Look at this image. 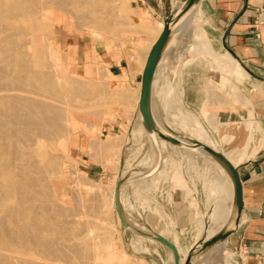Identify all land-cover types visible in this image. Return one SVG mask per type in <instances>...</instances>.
<instances>
[{"label": "rangeland", "instance_id": "rangeland-1", "mask_svg": "<svg viewBox=\"0 0 264 264\" xmlns=\"http://www.w3.org/2000/svg\"><path fill=\"white\" fill-rule=\"evenodd\" d=\"M181 1L182 0H171L172 9L170 16ZM111 4L113 5V10H115L113 11V13L115 14V16H118H116L115 18L112 15V19L109 18L110 22L107 21L109 22V24H105L106 22L104 24H101L100 26H103V29L98 25H96V27L93 29L89 27L91 31L89 28H85L87 27V25L81 26L82 24H79L80 26L77 27L76 25L78 24L73 21L74 17L67 13L69 11H67L65 14V12H63L64 9L58 10V8L57 11L55 10L56 8L54 9L55 11H52L54 12V14L49 13L50 15L48 14V16H51V18L53 19H60L61 21L60 15H65V19L66 17L68 18L66 21H68L70 24L65 21L63 23L64 18H62V23L64 25L61 22L59 25H54L52 24L53 22H51V19L50 21L43 24V28L41 29L40 33L42 34V37L41 35L39 37L41 40V46L43 43L47 42L42 46V49L44 48V54H49L48 57L50 58L51 55L55 53V55L57 56L56 59L58 66L61 65L63 67H58V71L60 72L59 69L63 70L64 72L61 73L63 75L65 74V76L67 73L69 77L71 74H69L68 71H70V73H72L71 79H73L72 77L74 76L75 82L77 80V82L73 83V85L68 83L72 88L71 91H73V93L75 92V94H77L75 89L79 90L78 92H80V89H82V91L77 94V96H79L80 94V97L76 99L78 101L73 99L74 97L68 98L72 99V101L75 100V102L70 101V106L68 108V118L67 122L65 123L68 130H66V133L63 134V137H60L58 140L61 142V145L58 147V143H55L56 145H53V149H51V152L53 150L54 154L55 150L57 151V157L54 162L55 165L52 167V169H54V172L51 169L52 172L50 173H53V175L48 176L47 182L49 181V179L51 180L47 185L45 184L43 187H41L43 188V190L46 188V193L49 194L51 192L50 196L48 194H45V191H39V187L38 192L44 193H41L42 196L38 195L37 191L36 195V192L34 190L35 187H32L30 191L31 193L33 189V192H35L34 194L32 192L31 196H39L38 198L40 199L44 198L41 199L42 201L46 199L43 196L48 195V197L50 198H47L49 200H46L49 201V203L45 200L42 204V201L36 198L35 201L37 200L38 202H35L33 199L34 197H30V194H28L29 192L27 194L25 192L23 193L21 197H25V195L29 197L22 198V200L19 199L21 202L18 201V198L16 196L14 198L10 197L11 200L10 198H8L6 201L4 200L5 198H2L0 194V204L2 203V205L0 206H3V210H1L2 207H0V217L6 215L8 219L9 216L10 218H12L11 215H13L12 220L9 218L10 222H7L5 216L3 217V221L5 222L6 219V223L16 226L18 230L15 229L14 226H12L15 229V233L19 232V234L21 235H24V232L27 233L25 234L26 236H24L25 238H27V240H25V238L24 240L20 239L21 235H17V237H20L17 238L15 233L12 232L14 231V229H9L11 226H9L8 224H4L1 220V226H9L7 228L2 227V229L7 231L6 234L9 230L10 234L6 235L4 234L5 232L1 230L3 231L1 232L3 235L0 234V240L3 236L4 239H7L8 244H10L8 246V256L11 255L10 257L15 264H20L23 258L25 260H23L21 264H26L30 261L34 262L35 264H38L37 262H39V264H44L45 262L47 264L52 262L66 263L69 256L71 257V255H73V252L74 255L75 253L77 254V256L75 255L76 258L79 256L78 253L82 254L80 252L82 251V249H79L80 251H78V253L75 252L77 251L78 247L76 248V246L79 244V239H81L82 235H74L76 232H78V228L76 226H72L77 229L75 232L71 227L70 229H66L64 227L68 225V222L70 220H72V222L70 221L69 225L72 223H76L77 225V221H79V218H84V215L81 214L84 210L86 214L90 212L91 215H99L101 218H103L102 224L106 226L104 227L102 225V230L99 229V227H96V229L98 228V231H96L94 227L91 231L93 234H91V232L89 234L90 236L92 235V237H89V240H92L93 237L95 239L98 236H101L102 234L100 233L103 232L105 236L107 235L105 237L106 241L102 244L103 248H100V250L102 249L103 251H98L101 252L100 259L105 258V261H103V263L107 262L110 264H117V262L122 263V261L124 263H127L128 261L132 260L128 263L132 262V264H169V249L161 243L155 240V242H152L145 239H139V241L137 242L138 248L133 246V243L136 242L134 240L135 237L132 234V230L130 228L126 229L122 222L120 223V221L118 220L119 217L116 207L113 204V197L114 193L116 192L117 186L120 185L122 181L124 182L125 178L131 176L133 173H136L134 171H140V175L137 177V179L135 178L136 180L134 179L135 181L133 182V184H131L130 182V185L129 183L126 184V188L124 189L125 191L123 193V196L125 198L123 197L122 200H125V203L129 205L125 206V212L123 211V209H121V215L123 213V215L129 222L138 224L151 231L153 233L152 235L158 234L162 237L164 236V238H166L169 242H173L174 239L177 238L179 242L177 245V248L179 249V264L181 262V259L183 260V264H187L186 262L188 260H191L192 258L194 260V264H199L198 261L201 262L207 256L208 252L209 255H213L212 261L221 258L222 262L225 264H236L238 259L237 254L235 253V248L228 242L229 237L226 238V243L223 242L212 248L210 251H205L203 253L200 251L192 253V247L187 252L185 250V247L183 246H187L193 241L195 235L197 234V225L200 223V219L203 218L204 221L209 220L208 216L213 210L214 203L209 204L208 206V203H206V196L208 197V187L212 183L213 172L211 168H209V164H207L206 161L202 160V158L198 154L194 152L191 154L183 153L182 150L177 148L174 143H172L165 137L157 136L158 144L156 145L153 138L149 139L145 134L143 135L142 132L143 130L146 132V129L145 126L141 123V120L138 118L136 102V92L139 87L138 83H140L141 81L140 66L143 60L142 58H144V54L147 51L145 49L156 41V38L158 37L157 27L158 24L162 22H158L155 20V26H152L149 29H144L143 27H139L142 25L140 24V22H138V16L139 18H144L145 16H148V14L152 15V11L140 10L142 6L137 2V0H113L111 1ZM168 13L169 10L166 11V15H168ZM114 18L117 19V21H115ZM113 20L115 21V23L112 22ZM196 24L197 23L194 22L191 25L190 34L196 38L197 43H204L205 45L210 47V45L204 42L198 35L199 28L203 23L201 22L200 24ZM106 25L109 27H106ZM177 28L178 26L175 28L172 35H174ZM194 31L195 35L193 33ZM43 34L46 36H44ZM52 37L54 38L52 39ZM180 38L176 42L174 40L172 42L173 48H170L171 50L175 51V59L170 60L169 56H166L163 53L159 57L158 61L161 66L159 68V78L154 85V91L159 92L162 89L163 92L168 96V98L172 97L171 100H167L165 102L163 101V104L165 105L164 110H168V116L166 117L167 119L165 118V116H163L162 119L167 122V124L175 127V129L184 132L183 134H185V136H189L190 134L185 130H181L179 125H174L175 122L173 119L176 118L177 114H179L180 112L190 114L197 122H199L201 127L206 132L207 136L216 146V149L222 150L227 154L233 153V150L236 149L235 147H241L243 145L241 141H243V139H245L249 135L252 140L244 151V163L251 158V156L257 150L258 146L264 142L263 140L253 137L254 135L261 132V130L264 134V128L255 121L252 112L248 109V107H246V103L241 102L240 96L242 92L239 89L240 82H238L233 76H231L225 68H222V63L220 62H218L219 64H221L220 67L215 68V78L213 79L214 88H217L214 89V93L212 94L213 96L208 101V107L204 108L203 110L199 109L198 111H194L184 104L182 92L180 89V84L182 83V69L180 67L181 61L179 58L181 52L180 46H182V51H185L186 49L185 44H187V35L181 36ZM46 44L47 46H45ZM174 44L176 45V48ZM49 47H51V49ZM47 48L48 52L45 51L47 50ZM201 51L205 50L201 49L200 52ZM94 56L96 58L97 56H99L98 61H93ZM176 57L178 58L177 61ZM110 60H112L114 63L122 61L123 66H126L128 70V76L124 75V79L116 78L115 76H113L108 68ZM222 66L224 67V65ZM217 71H219V74L217 73ZM222 73L224 75H222ZM75 94H72L71 92L72 96H74ZM173 96L175 100L173 99ZM240 103H242L244 107L245 112L243 113L240 112ZM169 118L171 122H173V124L168 120ZM249 123L252 127L248 126ZM169 130L171 129L169 128ZM239 130L245 133L246 136L244 134L241 135V133L239 134ZM64 143H67V149L61 147ZM159 147L160 149H157ZM116 149L121 150L120 159L118 161L117 157L115 158V156H117ZM77 178L80 179L79 183H77ZM48 185H50L51 188ZM98 187H104V190H97L99 189ZM49 189H51V191ZM95 189L96 191H100L98 193L99 197L96 195L97 192L93 193ZM87 191H89L90 193H88ZM101 191L102 193L104 192V194H106L105 197H103L104 195L101 193ZM108 191H110L109 194ZM211 193L213 194V192ZM1 198L3 201L1 200ZM29 198H32V202L31 200L29 201ZM80 199L81 202L83 200L85 201L81 203ZM26 200L28 201V204ZM24 201H26V204L24 203ZM3 202L6 205H3ZM33 202L38 205L36 206ZM45 202L49 204L48 208L51 207L49 209H53L52 212L51 210H49L48 212V210L46 209L40 212V210L43 209H40L42 207L39 206L41 204V206H43L44 208L46 204ZM85 202L87 204H85ZM99 202L102 204H100ZM30 203H32L33 205ZM73 203L77 206V210L75 209L76 215L74 214V208L76 206H74ZM98 203L101 206H99ZM10 204L12 205V208H9L11 207ZM16 204L20 206V210L21 207H23L21 211H29L22 212L26 215V217H24L23 214H20L21 212L18 214V216H21L19 218H17V214L12 213V211H14V208H16L17 211L18 207L16 206ZM20 204H24V206H21ZM83 205L85 206L83 207ZM25 206L28 208L29 206L31 207L28 210V208H26ZM54 206L57 210L54 208ZM95 206L101 212H96L98 209H96ZM211 206L213 207L210 208ZM35 207L36 209L39 208L37 209L39 211L34 209ZM66 207L68 210L66 209ZM45 210L49 215L47 213H44ZM54 210L55 213H53ZM59 211L62 212L59 213ZM68 211H70V217L68 214H65L68 213ZM8 212L12 214L9 213V215ZM30 212L32 213V215ZM36 212H40L37 215L38 217L42 212L50 217L48 218L45 215L43 216V214L40 217L43 216L47 217L48 219L53 217V221L50 219L52 223L47 218L44 219L42 217V219L44 220L36 218ZM34 214L36 217L34 216ZM56 214H58L59 216ZM60 214L62 215L60 216ZM31 216L34 218H31ZM2 217L0 219H2ZM18 219H20L21 222H19ZM27 219H30L31 221L28 220V222H25V220ZM37 219L38 222L40 221L39 224L36 221ZM22 220L27 223V226ZM45 220L47 222H50L51 224L45 223ZM67 220L69 221L67 222ZM41 221H43L46 226L50 225L47 227H49V230L51 229L49 231L51 236H47V234H50L47 231L48 229L46 230V228H44V223ZM15 222L18 223V225H16ZM22 222L23 226L25 227H22ZM53 222L56 225L60 223V225H58L59 227H62L60 228L62 230H60L58 226L56 227V225L53 226ZM30 223L32 225H34L35 223L34 227L31 226ZM20 225L21 227H19ZM39 225L43 227L40 228ZM35 226L36 230L32 231H34L36 235L32 233L30 236H35V238L39 239L41 243H49L48 245H50V247L54 246L53 248L55 250H53L55 252L50 255L51 257L49 255H47L48 257L46 255L43 256L44 254L42 251L38 252V255L36 250H38L39 248L37 249L36 247H33L39 245L40 241H36L33 236L32 239V237L29 236L30 233H28L27 231H30V229H35ZM37 227H39L41 231L45 233V236L49 238L43 236V233L41 234V236V231ZM21 228L24 230L26 229V231L21 230ZM42 228L44 229L42 230ZM67 228L69 227L67 226ZM64 229L68 231H65V234L69 233L68 236L70 237H68V240L75 242L74 247L76 249H74V247L72 246L73 243H70L71 247H73L70 248V252H72V254L68 253L69 251L65 252L69 250L65 249L66 243L63 244L64 242H66L65 239L67 238V234L65 235L63 233L65 235V239L63 240L64 242L62 241L63 245L60 243L62 247L58 243L64 237H60L62 235H59L57 233L59 231L64 232ZM11 232L14 234L12 235ZM62 232L59 233L62 234ZM72 232L73 236L72 234L70 235V233ZM10 235L13 237H11ZM5 236H9L10 239L6 238ZM28 236L30 237V240H28ZM56 237H58L59 241L55 239ZM12 238L15 241L23 240L20 242L25 244L29 249L31 245L28 246V243L38 244L32 245L31 250H28L25 249L19 241H14V244L16 246L13 245V247H11L13 249L11 250L10 246L13 243ZM4 239L3 242L0 241V245H2L0 246V250L5 247L7 248L6 245L8 244H6L7 241L5 242ZM10 240L12 243H9ZM31 240H33V242ZM34 240L36 241V243L34 242ZM76 241L78 242V244L76 243ZM57 243L60 246H56ZM70 244L67 243L68 246ZM75 244L77 245L75 246ZM17 245H21L22 248H24V252L22 251L21 253V250L23 249H20V252H16V247L18 249L20 248ZM81 246L82 248H84L85 245L81 244L80 247ZM32 247L36 250H32ZM6 248L5 250L3 249L2 251H0V254H4L5 252L3 251H6V255ZM97 249L99 250V246L98 248H96V251ZM222 249H226L225 251L228 252L229 255L224 254L225 256L223 255L220 257L218 251H221ZM56 250H58V252H56ZM65 254H67L68 258L65 257ZM40 255L45 258V261L41 262V260H44V258H40L42 257ZM55 256H60L61 258ZM1 257L2 256H0V259ZM13 257L16 258V261ZM73 257L74 256H72V259L74 261H71L72 264L85 263V261H82L84 259L80 261L81 258H86L85 260H88L86 254L84 256L81 255L80 259L77 258V262H75V257ZM62 258L64 259L62 260ZM26 260L29 261L27 262ZM125 260L127 262H125ZM0 261L4 263L6 262L3 260V258ZM17 261L19 262L17 263ZM71 262H69L68 264H71ZM86 263L88 262L86 261Z\"/></svg>", "mask_w": 264, "mask_h": 264}, {"label": "bare ground", "instance_id": "bare-ground-1", "mask_svg": "<svg viewBox=\"0 0 264 264\" xmlns=\"http://www.w3.org/2000/svg\"><path fill=\"white\" fill-rule=\"evenodd\" d=\"M111 1H113V0H0V194H1L2 198L3 197L5 198L4 200L7 201L8 198H10V197L14 198L16 196L18 198V201H20L19 199L22 200V198L29 197L27 195H25V197L24 196L21 197L24 192L26 194L29 192L28 194H30V197H34L33 198L34 201H35V198L39 200L40 199V198H38L39 196L38 197L37 196H31V194L33 192V189H32V192L30 193L32 187H35V188L37 187L36 188L37 190L34 188L35 192L36 191L38 192V187H39V189H40L39 191L42 190V191H45L44 192L45 194H48V193H46V190H45L46 188L43 190V188H41V187H43L45 184L46 185L48 184V182L51 180V179H49V181L47 182L48 176L53 175V173H50V172H52V170L54 172V169H52V167L55 165L54 162H55L56 157H57V153H56L57 151L55 150V154H56V156H55V154L53 153V150L51 152V149H53L52 148L53 145H56L55 143H58V147L61 145V142L58 140L60 137L62 138L63 134L66 133V130H68L65 123L67 122V118H68V112H69L68 108L70 106V101H72V99H68V98L74 97L73 99L76 100L77 98L80 97V94H79V96H77V94L82 91V89H80V92H78L79 90L75 89L77 94H75V92L73 93V91H71L72 88L70 87L69 84L73 85V83H76L77 80L75 82L74 76L72 77L73 79H71L72 73H70V71H68L69 69L67 71L69 72V74H71L70 77L67 73H66V76H65V74L63 75L61 73V72H64L63 70L59 69L60 72L58 71V67H61V68H63V67L61 65L58 66L57 59H56L57 56L55 55V53L52 54L50 58L48 57V55H49L48 53H47L48 55L44 54V50H43L44 48L42 49V46H43V44L47 43V42L43 43L44 41H47V40H44L42 42L43 44L41 46V40L39 37L40 35L42 37V34H40V33H41V29L43 28V24L50 21V19H51V22H53L52 24L59 25L60 22L62 23V18H64L63 23H64V21L68 22V21H66L68 18L66 17V19H65V17H64L65 15L64 16L60 15V17H61V21H60V19L51 18V16H48V14L49 13L54 14V12H52V11L55 8H56L55 9L56 11H57V8H58V10L64 9L63 12H65V14L67 11H69L67 13H69V15H72L74 17L73 21L76 24H78V25H76L77 27L82 24L81 26L87 25V27H85V28L91 27L93 29L96 27V25L100 26L101 24H104L105 22H106L105 24H109V22H110L109 18L112 19V17H111L112 15L115 18H116V16H118V15L115 16V14L113 13V11H115V10H113L114 8H113V5L111 4ZM199 2H200V0H182L177 5L176 9L172 12L171 16L166 20V25L168 27V34H167V38H166L165 42L163 43V45L161 47L160 53L161 54L166 53L173 46L172 45L173 40L177 41V40H179V38L181 36H184L187 34L189 36L190 40L188 39L187 44H185V46H186L185 51H187V52L188 51L200 52V50L203 49L207 53H209L210 56L213 57V58L212 57L211 58L215 62L222 63V65H224V68L227 70V72L231 76H233L238 82H240V83L246 82L250 86H256L254 84L252 78L249 76L248 72L245 71L244 67H242L240 65V62L237 59L235 60L234 57H231L228 53L216 54L214 51L211 50V47L205 45L204 43H200V44L197 43L196 38L190 34L191 25L194 23V17H196L195 12L197 13L196 6H198ZM115 18H114V20L117 21V19H115ZM135 18H137V17H135ZM114 20L112 22L115 23ZM199 20H201V22L203 23L205 21L204 16L200 15ZM107 21H109V22H107ZM112 22H111V26H112ZM138 22H140V24L142 25L139 27H143L144 29H149L150 27L155 26L154 25L155 20L152 17H150L149 15L145 16L144 18H141V17L139 18V16H138ZM119 23H122V22H119ZM114 25H116V24H114ZM164 25L165 24L162 23L161 25H159V27H157L158 28L157 34H159V36L162 32ZM177 26H178V28H177L176 32L174 33V35H172ZM106 27H109V26L106 25ZM100 28L103 29V26H100ZM72 29H74V28H72ZM90 31H91V29H90ZM44 36H46V35H44ZM159 36L157 37V39L159 38ZM53 38L54 37H52V39ZM157 39H156V41H157ZM156 41L153 44L149 45L146 49L144 48L147 51H146V53L144 52L145 53L144 58H142L143 60H142L141 66H140V72L141 73L143 71L148 53L152 49V47L154 46ZM45 46H47V44ZM49 48L51 49V47H49ZM175 48H176V45H175ZM45 51L48 52V48ZM54 52H55V50H54ZM95 56L93 57V59H94L93 61H95V60L98 61L99 56H97V58ZM191 60H192V58L189 61H191ZM184 63L185 62L182 61L183 65H184ZM92 66H93V64H92ZM160 66H161L160 63H158L156 68L153 71V75H152L151 82H150V88H149V101H148V105H147L146 109H142L139 106L140 83H138L139 87H138L137 92H136L137 93L136 94V102H137V112H138L137 115H138V118L141 120V123L145 126V129H146V132L143 130V132H142L143 135L145 134L146 137L149 139L153 138L155 140L156 145L158 144L157 143V139H158L157 136L165 137L169 141L174 143L177 146V148L182 150L183 153L191 154L194 152V153L198 154L202 158V160L206 161L207 164H209V166H210L209 168H211V170L213 172L212 183L208 187V189H209L208 197L206 196V199H207L206 203H208V206H209V204L214 203V207L213 206L210 207V208L213 207V210L208 216L209 220L204 221V219L201 218L200 223L197 225V234L195 235L193 241L187 246L183 245L187 252L192 247V249H191L192 253H196L198 251L203 253L205 251H210L215 246L225 242L226 238H223L224 235H228L227 236V238H228L235 232L237 225L239 223V219L241 218V212H242L241 208H240L239 201L236 198L234 175L227 168V165L218 156L223 157L225 159V161H227L233 167V169H237L239 167L238 165L242 164V162H243L244 151L247 148L248 144L251 142L252 138L248 135L245 139H243V141H241L243 144L241 147L240 146L235 147L236 149L233 150V153L227 154L222 150L216 149V146L214 145L212 140L207 136L206 132L201 127L199 122H197L193 118V116H191L190 114L185 113V112H180L179 114H177L176 118H174V119L172 118L175 122L174 125H179L181 130H183V131L185 130L186 132H188L190 134L189 136H185V134H183L184 132H181V131L175 129V127L167 124V122H165L162 119L163 116H165V118L168 116V112H167L168 110L167 111L164 110L165 105L163 104V101L165 102L167 100H171L172 97L168 98V96L163 92L162 89L159 92L154 91V85L159 78ZM95 83H96V81H95ZM211 87L212 86H210V88ZM215 88H217V87H215ZM71 92H72V94H75V95L72 96ZM81 95H82V93H81ZM173 99H174V96H173ZM75 100L72 102H75ZM76 101H78V100H76ZM206 112H208V111H206ZM168 120L171 122L170 118ZM171 123L173 124V122H171ZM248 126L252 127V126H250V123L248 124ZM169 128L171 130H169ZM240 133H241V135L242 134L245 135V133H243L241 130H239V134ZM149 139H147V140H149ZM147 144H148V142H147ZM66 146H67V143L66 144L64 143V144H62L61 147L66 148ZM58 147H56V148H58ZM153 148H154V146H153ZM207 148L210 149L211 151L215 152L216 155H213L210 152L206 151L205 149H207ZM157 149H160V147ZM116 150L115 151L117 152V156H115V158L117 157V161H118L120 159L121 150H118V149H116ZM137 170H139V169H137ZM134 172H136V173H133L131 176H128L127 178H125V181L124 182L122 181L121 184L118 186L119 194L116 195L114 193V197H113L114 206L118 209H120V208L123 209L124 212H125V206L129 205V204L125 203V200L124 201L122 200L124 197L123 193L125 191L124 189L126 188V184L129 182L131 184H133V182L137 179V177L141 173L140 171H134ZM79 181H80V179L77 180V183H79ZM130 183H129V185H130ZM48 186L50 187V185H48ZM98 188L99 189H97V190H102V191L104 190L103 189L104 187L103 188L98 187ZM89 189H91V188H89ZM49 190L51 191V189H49ZM102 191H101V193H102ZM35 192H33V194ZM37 192H36V195H37ZM87 192L90 193L89 191H87ZM94 192L95 193L97 192L96 195L99 197L98 193L100 191H96V189H95V191H93V193ZM211 192H213V194ZM41 193L42 192H38V195L42 196ZM44 193H42V194H44ZM109 193H110V191H108V194ZM50 194H51V192L48 195L50 196ZM102 194L104 195L103 197H105L106 194H104V192ZM48 195L43 196V197H45L46 199L50 198V197H48ZM82 196H83V194H82ZM2 198H1V200H2ZM11 198H10V200H11ZM88 198H90V197H88ZM41 199H44V198H41ZM30 200L32 202V198H29V201ZM47 200H49V199H47ZM26 201H24V203ZM44 201H42V204ZM83 201H85V200H83ZM86 201H88V200H86ZM35 202H38V201L36 200ZM47 202L49 203V201H47ZM80 202H81V199H80ZM115 202H116V204H115ZM48 203L45 204V206L46 205L47 206L46 207L44 206V208L40 204L39 207H42L40 209H43V210H40V212L44 211V209L48 210V212H49V210H51V212H52L53 209H49L51 207L48 208V205H49ZM99 203H98V205H99ZM4 204L5 203L3 202V205ZM17 204H16V206L19 208L20 206H18ZM27 204H28V201H27ZM30 204H32V203H30ZM85 204H87V203L85 202ZM100 204H102V203H100ZM0 205H2V203ZM20 205L24 206V204H20ZM51 206H53V205H51ZM74 206H76V205L74 204ZM84 206L85 205H83V207ZM99 206H101V205H99ZM0 207H2L1 210H3V206H0ZM25 207H24V209H25ZM30 207L31 206H29V208ZM9 208H12V205ZM13 208H14V206H13ZM18 208H17V211H16V208H14L13 209L14 211H12V213L17 214V218L21 217V216H18V214L20 212H21L20 214H23L24 217H26V215L24 213H22L26 210L21 211L23 207H21V210H20V208L19 209ZM26 208H28V207H26ZM29 208H28V210H29ZM54 208L56 209L55 206H54ZM86 208H84V209H86ZM95 208L98 209L96 206H95ZM34 209H36V207ZM37 209H39V208H37ZM66 209H67V207H66ZM75 209L77 210V206L74 208V210ZM46 210L44 213L48 214V212H46ZM76 210H75V213L73 212L75 215H76ZM37 211H39V210H37ZM98 211L101 212L99 209L96 212H98ZM26 212H29V211H26ZM61 212L59 211V213H61ZM69 212L70 211H68V213H65V214L69 215L70 214ZM9 213L10 212H8V214ZM12 213H10V214H12ZM36 213H37L36 214V216H37L39 213L38 212H36ZM44 213L42 212L39 215V217L38 216L36 217L35 214H34V216L36 218L44 220L49 215V214L47 215ZM53 213H55V210L53 211ZM84 213L85 212L83 210V212L81 214L84 215L83 216L84 218L83 219L79 218V221H77L78 222L77 225H76V223H72L69 225L70 221L72 222V220H70V221L67 220V222L69 221L68 225H66L64 227L66 229H70V227H71V228H73V230L75 232L77 229L75 227H72V226H76L78 228V232H76L74 235H78V236L82 235L81 239H79V241H80L79 244L85 245L84 248H82V246L80 247V245L76 241V243L78 245L75 244V246L77 245L76 248L77 247L78 248H77V251H75V252L78 253V251H80L79 249H82V251H80L82 254L78 253L79 256L77 258L80 259L81 255L84 256L86 254L88 260H85L86 258H81L80 261L82 259H84L82 261H85V263H73V264H110L107 262L103 263V261H105V258L100 259V257H101L100 254L103 251L102 249H101L102 250L101 251L100 248L101 247L103 248L102 244L106 241L105 237L107 235L105 236L103 234L104 233L103 232V233H100V234H102L101 236H98L95 239L93 237L92 240H89L90 239L89 237H92V235L91 236L89 235L90 232L92 231V228L95 227V229H96V227H99V229H101V230L103 229V227H102L103 218H101L99 215L98 216L91 215L90 212H88V214L85 213L86 215ZM89 213H90V215H89ZM42 214H43V216L45 215L47 217L42 216L44 218V219H42V217H40ZM31 215H32V213H31ZM56 215H58V214H56ZM61 215L62 214H60V216ZM75 215H74V219H75ZM122 215H123V213H122ZM4 216L7 219V216L3 215V217ZM79 216H80V214H79ZM3 217H2V219H0V221L2 220V222L4 224H8V223H6V219H5V222L3 221L4 220ZM11 217L13 218V215H11ZM69 217H70V215H69ZM9 218H10V216H9ZM9 218L7 219V222H10ZM12 218H10V219L12 220ZM14 218H16V217H14ZM23 218H21V219H23ZM31 218H34V217L31 216ZM52 218L53 217H51L50 219L52 220ZM122 218H123V220H125V222L127 221L126 223H128L127 224L128 227H125V228L126 229L130 228L132 230V234L135 237L134 240L136 243H133V246L138 248L137 242L139 241V239H145V240L155 242L151 238L144 237L143 235H141L139 233V232H141V233L152 235L153 233L151 231L145 229L144 227H142L138 224L129 222L125 218L124 215L122 216ZM50 219H48V220L51 221ZM80 219H82V220H80ZM18 220H19V222H21L20 219H18ZM28 220H30V219L25 220V222H28ZM118 220H119V218H118ZM36 221L38 222V219ZM52 221H51V223H52ZM2 222H0V223H2ZM13 222H12V224H13ZM23 222H22V227H25V226H23ZM41 222H43V221H41ZM73 222H76V221H73ZM18 223H16V225H18ZM39 223H40V221L38 222V224ZM45 223L48 224L50 222L46 221ZM45 223L43 226H45L44 228H46V230L48 229L47 231L49 232L51 229L49 230V227H47V226H50V225L46 226ZM120 223H121V221H120ZM26 224L27 223H25V225ZM53 224H54V222H53ZM58 224L60 225V223H58ZM58 224L57 225L54 224L53 226L56 225V227L57 226L59 227ZM64 224H67V223H64ZM1 225L2 224H0V226ZM34 225H35V223H34ZM34 225L31 224V226H33V227H34ZM9 226L12 227L14 225H9ZM9 226H7V225H6V227L1 226L0 234L3 235L1 233L3 231L5 232L4 234H6L7 231L3 230L2 227L7 228ZM36 226H37V223H36ZM36 226H35V229H30V231L36 230ZM43 226H40V228ZM67 226L69 228H67ZM11 227L9 229H14V227H15V229L18 230V228H16V226H14L12 228ZM19 227H21V225ZM104 227H106V226H104ZM26 228H28V227H26ZM29 228H31V227H29ZM37 228H39V227H37ZM40 228H39V230L41 231ZM44 228H42V230ZM60 228H62V227H59V229ZM15 229H14V231H12V230H10V231L15 233ZM56 229H58V228H56ZM97 229H96V231H98ZM1 230H3V231H1ZM21 230H24V229L21 228ZM60 230H62V229H60ZM24 231H26V229ZM30 231H27L28 233H30L29 236L32 233L35 234L34 231H32V232H30ZM63 231L64 232L59 231L60 233L62 232V234H60L57 230V232H58L57 234L62 235L60 237H64L67 234V236H66L67 240L65 239V237L63 239L61 238L62 240H60V241H59L58 237H56L55 239L57 241H59L58 242L59 244L60 243L62 244V241L65 239L66 242L63 241L64 242L63 244L66 243L65 249L66 250L69 249L65 252L69 251L68 253L72 254V252H70V248L74 247L75 242L68 240L69 239L68 237H70V236H68L69 233L65 234V231H67V230L64 229ZM137 231H139V232H137ZM14 233H12V235ZM16 233H15L16 237H17V235L18 236L21 235V234H19V232L17 234ZM24 233L27 234L26 232H24ZM42 233H43V231H41L40 235ZM8 234H10L9 230H8V233L6 235H8ZM25 234L24 235L22 234L23 238H22V235H21V238L20 237H17V238L24 240V238H25L24 236H26ZM43 234H44L43 236H45V233H43ZM49 234H50V232H49ZM71 234L73 236V232L70 233V235ZM91 234H93V233L91 232ZM29 236H28V240H30L29 238L32 237L33 235L30 237ZM47 236H51V234L50 235L47 234ZM47 236H45V237L49 238ZM11 237H13V236H11ZM33 237L35 238V236H33ZM33 237H32V239H33ZM2 238L0 240L1 242H3V239H4V238L3 239ZM6 238H9V236ZM17 238H16V240H17ZM163 238H164V236H163ZM87 239H88V241H87ZM4 240H5V242L7 241V239H4ZM11 240L9 243H12ZM23 240H20V241H23ZM25 240H27V238H25ZM35 240L37 241L39 239L35 238ZM35 240H34V242L36 243ZM52 240H54V239H52ZM56 240H55V242H56ZM76 240H78V239H76ZM14 241L15 240L13 239V243L10 246L11 250L13 249V248H11V247H13V245L16 246L14 243L18 242L19 240L15 241V242ZM31 241L33 242V240H31ZM44 241H46V240H44ZM26 242H28V241H26ZM26 242H24V243H26ZM4 243H1V244H4ZM20 243L22 244V246H24L25 249H28V250H31L32 245L38 244V243H36V244H34V243L29 244L28 243V246L31 245L30 249H29L28 247H26L25 244H23L22 242H20ZM20 243H18V244H20ZM58 243L56 246L61 245V244L59 245ZM67 243H69V244L73 243L72 244L73 247H71V244L69 245L70 246L69 247L67 245ZM170 243L171 244H166L167 248L169 249V257H170V261L168 260V262H169V264H179L178 259H177V256L179 254V249L177 248V245L179 243L178 239L175 238L174 241L170 242ZM6 244H8V241ZM48 244L45 242L41 243V241H40L39 245L33 246V247H36L37 249L39 248L38 249L39 251L34 249L33 247H32V250H36L38 255H39L38 252L42 251L44 254L43 256H45V255L50 256L52 253L55 252L54 251L55 249L53 248L54 246L50 247V245H48ZM99 244H101V245H99ZM9 245L10 244L6 245L7 248L5 247L7 250V254L5 255L6 251H3V252H5L4 254H0V256H2L1 259L3 258V260L6 261L7 263L0 261L1 264H15L14 261L12 260V258L10 257L11 255L8 256V246ZM62 245H61V247H62ZM0 246H2V245H0ZM22 246L19 245L18 246V247H20L19 249L16 247V249H17L16 252H20V249H23V250H21V253H22V251L24 252V248H22ZM98 246H99V250L97 249V251H96V248H98ZM5 248H3V249L5 250ZM56 248H58V247H56ZM76 248L74 247V249H76ZM3 249H1L0 251H2ZM61 249H63V248H61ZM58 250H56V252H58ZM225 250L226 249H222L221 251H218V254H220V257L223 256L224 254L229 255L228 252H226ZM62 251H64V250H62ZM98 251H101V252H98ZM9 252H11V251H9ZM26 252H27V250H26ZM83 253H85V254H83ZM67 254H65L66 258H68ZM75 255L77 256L76 253H75ZM75 255L73 252V255H71V257L69 256L68 261L73 262L74 260L72 259V256L75 257ZM40 256H42V255H40ZM43 256L40 258H44ZM55 257H58V256H55ZM212 257H213V255H209V252H208L207 256L201 262L200 261H198V262H199V264H225L222 262L221 258L220 259L218 258L217 260L212 261ZM53 258H54V256H53ZM58 258H61V257L59 256ZM58 258H56V259H58ZM66 258H65V261H66ZM77 258L75 257V262H77ZM15 259L16 258H14V260ZM63 259L64 258H62V260ZM198 259H195V260H198ZM23 260H25V259L23 258ZM23 260H22V262H23ZM26 261L28 262L29 260H26ZM42 261H45V258H44V260H41V262ZM53 261H56V260H53ZM86 261L88 263H86ZM130 261H132V260H130ZM130 261H128V262H130ZM137 261H139V260H137ZM11 262H13V263H11ZM18 262L19 261H17V263ZM31 262L32 261H30L28 263H31ZM67 262L66 263H53L52 262L49 264H68L69 262L68 263ZM72 262H71V264H72ZM125 262H127V261L125 260ZM128 262L124 263L122 261V263L117 262V264H132V262L131 263H128ZM195 262H197V261H195ZM28 263H26V264H28ZM32 263H34V262H32ZM37 263L39 264V262H37ZM187 263L194 264L193 258L191 260H189V262H187ZM44 264H47V263L45 262ZM137 264H141V263H137ZM180 264H183L182 259H181Z\"/></svg>", "mask_w": 264, "mask_h": 264}, {"label": "crops", "instance_id": "crops-1", "mask_svg": "<svg viewBox=\"0 0 264 264\" xmlns=\"http://www.w3.org/2000/svg\"><path fill=\"white\" fill-rule=\"evenodd\" d=\"M137 2L142 6L140 10L152 11L153 16L148 15L158 22L164 23L170 16L171 0ZM196 8L194 22L201 23L200 15L205 18L199 28V37L216 54L228 53L237 59L256 85L240 83V99L246 103L255 121L264 128V0H200ZM193 33L195 35V31ZM180 48V89L183 102L194 111L203 110L208 107V101L213 96L214 71L221 64L215 62L206 51L187 52L182 51V46ZM171 49L164 54L173 60L175 51ZM182 61L185 62L184 65ZM221 67L224 68L222 65ZM108 68L116 78L124 79V75L128 76V70L122 61L114 63L110 60ZM240 107V112H245L242 103ZM253 137L264 141L262 130ZM238 166L242 212L237 228L228 242L235 248L238 258L236 264H264V142L249 160Z\"/></svg>", "mask_w": 264, "mask_h": 264}, {"label": "water", "instance_id": "water-1", "mask_svg": "<svg viewBox=\"0 0 264 264\" xmlns=\"http://www.w3.org/2000/svg\"><path fill=\"white\" fill-rule=\"evenodd\" d=\"M164 24L165 25H164V27L162 29V32H161L159 38L157 39L156 43L154 44V46L152 47V49L148 53V56H147V59H146V62H145V65H144V68H143V71H142V74H141L139 106L142 109H146L147 108L148 101H149V88H150L151 78H152V75H153V71H154V69L156 68V66L158 64L159 57L161 56V53H160L161 47H162L163 43L165 42V40L167 38L168 27L166 25V21L164 22ZM205 150L210 152L213 155H216L215 152L211 151L208 148L205 149ZM218 157L227 165V168L234 175L236 198L239 201L240 208H241V211H242V192H241V184H240V180H239V176H238V171H237V169H233V167L227 161H225V159L223 157H220V156H218ZM118 186H117L116 192H115L116 195L119 194ZM115 204H116V202H115ZM116 210H117V213H118L119 220L122 222L124 227H128L127 223L122 218L121 208L120 209L116 208ZM137 232H139V231H137ZM139 233L141 235H143L144 237H149L152 240H155V241L161 243L166 248H167L166 244H171L167 239L163 238L162 236H160L158 234L150 235V234H145V233H141V232H139ZM227 236L228 235H224L223 238H227ZM177 259H178V256H177ZM187 262H189V260ZM178 263H179V260H178ZM187 264H189V263H187Z\"/></svg>", "mask_w": 264, "mask_h": 264}]
</instances>
